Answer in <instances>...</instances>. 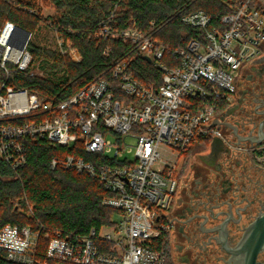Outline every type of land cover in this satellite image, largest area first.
Masks as SVG:
<instances>
[{
	"label": "built area",
	"instance_id": "2783aa9c",
	"mask_svg": "<svg viewBox=\"0 0 264 264\" xmlns=\"http://www.w3.org/2000/svg\"><path fill=\"white\" fill-rule=\"evenodd\" d=\"M181 21L200 33L173 51L179 58L175 65L163 59L168 46L137 28L121 32L163 72L159 86L145 85L125 62L117 64L113 74L120 90L131 96L129 101L118 98L115 84L106 78L88 83L57 103L45 102L25 88L6 87L4 92V85L0 88V157L12 161L14 167L25 159L19 142L24 136L46 138L64 147L82 140L88 153H103L123 162L97 166L72 155L52 161L53 167L60 164L98 178L114 194L103 203L121 216L113 227L117 235L105 231V226L99 236L113 242L116 253L98 250L94 230L91 236L73 240L56 231L51 237L46 235L49 241L43 259L39 231L29 225H6L0 228V257L20 264L165 263L164 251L156 245L170 229L167 218L176 186V163L163 161L160 148L164 145L181 153L200 139L222 137L213 124L219 118L217 110L234 100L241 69L264 53V0H236L232 10L215 22L201 9L183 15ZM8 25L15 28L7 22L0 34V66L9 72L6 64L10 62L24 70L31 62L28 41L18 31L4 43L1 37ZM108 33V26H103L101 36ZM32 114L34 119L21 124L4 122ZM129 137L136 139L134 146L127 143ZM132 150L134 158L130 159L127 154Z\"/></svg>",
	"mask_w": 264,
	"mask_h": 264
},
{
	"label": "trees",
	"instance_id": "16d2710c",
	"mask_svg": "<svg viewBox=\"0 0 264 264\" xmlns=\"http://www.w3.org/2000/svg\"><path fill=\"white\" fill-rule=\"evenodd\" d=\"M236 0H0V34L11 22L37 36L42 28L55 32L63 45L56 49L42 48L33 41L27 45L31 62L24 70L8 62L7 72L0 66V88H25L38 94L45 102L57 103L68 99L88 83L106 78L116 86L117 97L129 101L131 96L120 90L119 79L113 71L125 62L128 71L145 85L159 86L163 72L144 58L136 44L125 40L121 32L137 28L144 35L168 46L164 61L178 64L173 54L199 35L200 30L186 26L181 17L204 10L213 21L230 12ZM52 5L55 13L44 16L43 4ZM107 25L109 33L100 34ZM74 50L79 59L71 56ZM59 69V70H58ZM41 72V73H40ZM227 103L218 108L221 113ZM34 115L7 119L9 124H21ZM106 133V131H104ZM25 157L21 165L0 157V228L6 225L32 226L40 232L39 256L44 259L49 237L56 231L62 237L95 233V245L101 253H116L113 242L99 236L105 226H111L117 212L103 203L114 194L98 178L79 173L73 168L52 166L56 158L68 155L83 157L99 166L102 163L123 164L103 153H88L84 142L61 146L46 138L24 136L19 139ZM211 138L200 139L181 152L183 157L195 144L208 146ZM14 161V160H13ZM167 235H161L156 248L166 250ZM0 264H20L0 257ZM50 264H73L51 261Z\"/></svg>",
	"mask_w": 264,
	"mask_h": 264
},
{
	"label": "flooded vegetation",
	"instance_id": "af4514ba",
	"mask_svg": "<svg viewBox=\"0 0 264 264\" xmlns=\"http://www.w3.org/2000/svg\"><path fill=\"white\" fill-rule=\"evenodd\" d=\"M224 115L222 149L211 153L209 144L187 167L175 165L164 264H234L224 243L235 247L264 212V53L241 69ZM257 261L264 264V250Z\"/></svg>",
	"mask_w": 264,
	"mask_h": 264
},
{
	"label": "water",
	"instance_id": "95a60500",
	"mask_svg": "<svg viewBox=\"0 0 264 264\" xmlns=\"http://www.w3.org/2000/svg\"><path fill=\"white\" fill-rule=\"evenodd\" d=\"M14 27L23 32L25 35V41L31 35V32L14 25ZM22 47V46H21ZM144 58L151 62V58L145 55ZM232 109L228 110V113ZM227 115V113H226ZM225 118V115L220 118H216L213 122L214 125L220 126L221 121ZM235 136L239 139L242 138L238 133L236 128ZM225 145L224 138L214 137L210 143L211 153H218L222 147ZM224 246L232 253V259H234V264H261L257 261L258 254L264 250V212H261L246 228L244 235L242 236L239 243L233 247L228 248L225 243Z\"/></svg>",
	"mask_w": 264,
	"mask_h": 264
},
{
	"label": "rangeland",
	"instance_id": "374dc122",
	"mask_svg": "<svg viewBox=\"0 0 264 264\" xmlns=\"http://www.w3.org/2000/svg\"><path fill=\"white\" fill-rule=\"evenodd\" d=\"M55 13L52 5L45 3L43 4V14L44 16H51ZM2 38V37H1ZM28 43L33 41L34 43L38 44L39 46H41L42 48H47V49H56L59 46H61V41L60 39L57 37V35L55 34V32H53L52 30L48 29L47 27L42 28V31L40 32V34H38L37 36L31 37V35L29 36V38L27 39ZM71 56L75 59H79L78 54L73 50L71 52ZM59 70V69H58ZM41 73V72H40ZM247 83H243V85L245 86ZM108 136H110L111 138H114L115 136L110 133V131H107ZM127 143L129 145L134 146L136 143V139L129 137L127 139ZM196 146H193L191 151H188L187 154L183 157V154L179 153V151L177 150H172L169 147H166L164 145L161 146L160 148V152L162 155V159L163 161H168V162H172V163H176L177 164V168H179L180 166H182V168L187 167V163H189L190 159L192 157L193 154L197 153V152H203L207 149H209L207 146H204V144H195ZM128 157L130 159L134 158V153L133 150L130 151L128 154ZM183 163V165H182ZM160 166H165L163 165V163ZM179 170V169H178ZM178 170L177 173H178ZM121 216L119 215L118 212H115L113 215V224L111 226H107L105 227V231H108L110 233H112L113 236L117 235L115 230L113 229V227H116V224L120 221Z\"/></svg>",
	"mask_w": 264,
	"mask_h": 264
},
{
	"label": "bare ground",
	"instance_id": "6f19581e",
	"mask_svg": "<svg viewBox=\"0 0 264 264\" xmlns=\"http://www.w3.org/2000/svg\"><path fill=\"white\" fill-rule=\"evenodd\" d=\"M19 30H17L16 28H12L11 25H8L7 28L5 29L3 35H2V38L1 40L4 41V43L12 37V34H16ZM21 32V31H20ZM25 35L23 32H21V38H24Z\"/></svg>",
	"mask_w": 264,
	"mask_h": 264
},
{
	"label": "crops",
	"instance_id": "0c3cea01",
	"mask_svg": "<svg viewBox=\"0 0 264 264\" xmlns=\"http://www.w3.org/2000/svg\"><path fill=\"white\" fill-rule=\"evenodd\" d=\"M251 63V62H250ZM249 64V63H248ZM248 64H246V65H248Z\"/></svg>",
	"mask_w": 264,
	"mask_h": 264
}]
</instances>
